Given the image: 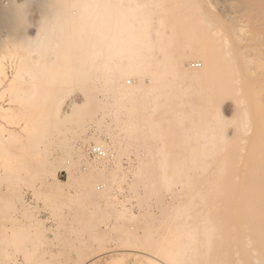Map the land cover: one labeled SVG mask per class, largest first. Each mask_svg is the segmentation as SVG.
Instances as JSON below:
<instances>
[{
	"label": "bare ground",
	"instance_id": "obj_1",
	"mask_svg": "<svg viewBox=\"0 0 264 264\" xmlns=\"http://www.w3.org/2000/svg\"><path fill=\"white\" fill-rule=\"evenodd\" d=\"M195 3L40 0L2 47L0 264H264V120Z\"/></svg>",
	"mask_w": 264,
	"mask_h": 264
},
{
	"label": "rangeland",
	"instance_id": "obj_2",
	"mask_svg": "<svg viewBox=\"0 0 264 264\" xmlns=\"http://www.w3.org/2000/svg\"><path fill=\"white\" fill-rule=\"evenodd\" d=\"M194 2L198 4L197 7L199 6L200 13L207 15L208 18L211 16L212 19L210 17L209 20L211 19L213 23H216L215 27L217 29L221 28V32L225 33L223 34L220 32L227 37L231 49L233 48L232 50L237 52L236 55L239 61L241 56L244 58L246 56L253 58V62H246V64L244 63L245 59L241 58V60H243L241 61L243 62L242 65L244 66V94L252 115V124L250 126L249 135L247 136L249 140H246V144H250L252 141L251 144L257 141L260 142L261 140L257 137L259 132L258 124L261 120H264V0H194ZM20 5L24 6V12L26 13L24 18L26 19L16 27L15 32L10 31L7 27L0 24V39L2 40L0 41V53L3 51L2 47L5 44L6 46L10 44L19 46L27 35L32 37L37 33L36 27L40 16V12L38 11L40 9V0H0V9L17 8ZM27 19H29L28 21H30V24ZM221 22L222 25H220ZM250 46L254 47V49L252 50ZM246 78H253L252 80L255 81L249 82ZM245 81L247 82L245 83ZM74 98L79 101V97ZM231 107V100L224 102L223 109L227 118L231 116ZM90 156H92V154H90ZM57 178L61 181H65L66 172L63 169L58 170ZM153 212L157 213V210L153 209ZM56 251L57 249L55 252ZM55 252L54 255H57ZM56 253H58L59 258H57V256L56 258L53 257L55 259L49 264H62L63 259L69 261L75 257L72 251L67 252L69 254L66 252L60 253V251ZM105 260H107V256L101 257L99 261H95L94 264H105ZM67 261V264H71L70 261ZM126 262L127 264H132V257L127 258ZM63 263H65V260Z\"/></svg>",
	"mask_w": 264,
	"mask_h": 264
},
{
	"label": "built area",
	"instance_id": "obj_3",
	"mask_svg": "<svg viewBox=\"0 0 264 264\" xmlns=\"http://www.w3.org/2000/svg\"><path fill=\"white\" fill-rule=\"evenodd\" d=\"M93 152L95 153V154H100V150L99 149H95V150H93Z\"/></svg>",
	"mask_w": 264,
	"mask_h": 264
}]
</instances>
